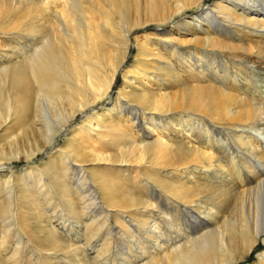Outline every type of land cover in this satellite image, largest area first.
<instances>
[{"label":"bare ground","instance_id":"bare-ground-1","mask_svg":"<svg viewBox=\"0 0 264 264\" xmlns=\"http://www.w3.org/2000/svg\"><path fill=\"white\" fill-rule=\"evenodd\" d=\"M33 1L0 0L14 41L13 13L52 17L5 41L0 166L51 155L0 173V264L25 251L27 264H247L264 245L263 83L249 69L264 65V0ZM127 171L154 189L125 185ZM103 229L92 256L81 240Z\"/></svg>","mask_w":264,"mask_h":264},{"label":"rangeland","instance_id":"rangeland-1","mask_svg":"<svg viewBox=\"0 0 264 264\" xmlns=\"http://www.w3.org/2000/svg\"><path fill=\"white\" fill-rule=\"evenodd\" d=\"M35 4L37 3V0H34L33 1ZM213 2V0H207L206 1V3L207 4H211ZM49 10L51 11V12H53L54 10H56V7L54 6V5H50V8H49ZM193 12H197V10H191L190 11V13H193ZM14 15H16V16H14V18H15V20H14V22H17L16 24H15V26H14V33H18V31H23V34L22 35H20L19 37H18V39L17 40H13L12 39V36L11 35H9V34H2V33H0V56H1V54H7V56H11L12 58H15L16 57V55H14V49H12V48H8V46H6L5 44L6 43H8V44H11V45H13L14 47H15V49H16V46H18V42H19V39H20V37H22V36H24L25 35V38H23V41H21L22 43H24V41H25V39H26V37H29L30 35L27 33V31H28V29L29 28H32V27H35L36 25H38V24H40V23H44V24H47V25H50V23H51V21H52V17H44L43 18V16L41 15L40 17H38L37 18V16H36V14H35V9H33L32 7H30V9L26 12V13H24V14H22V13H19V14H17V13H13ZM188 14L187 13H184L180 18H177V19H181V18H184L185 16H187ZM176 20V19H175ZM177 21V20H176ZM176 21H174V22H176ZM170 25H172V24H170ZM170 25H167V26H170ZM167 26H164V27H167ZM164 27L163 26H156V25H154L153 26V29H155V28H158V29H164ZM150 29H152V26H149V27H147V28H144V29H142L141 31H145V30H150ZM28 39V38H27ZM26 39V40H27ZM5 41H7L6 43H5ZM136 50V48H135V45H133V47H131V53H132V61L130 62L129 61V64L130 63H132L133 61H134V54H135V51ZM0 63H2V59H0ZM3 63H5V61H3ZM257 63H259V61H257ZM249 69L250 70H252V71H254V72H256V73H258V75L259 76H257V78H256V80H260L261 81V83H263V84H261V86H259V88H258V90H257V94L259 95V97H260V99H261V102L262 103H264V65L262 66H259V69L258 68H254L253 66H250L249 67ZM258 69V70H257ZM123 80H124V77H123V75H119L118 76V78H117V81H116V83H115V86H114V88L112 89L113 91H112V93H111V95L110 96H108L106 99H104L102 102H100L96 107L94 106V107H92L91 109H90V111H88V112H86V113H84V115L83 114H80L79 113V116H78V118H77V120L73 123V125L74 126H72V127H74V128H76V126H77V123L78 122H80L81 120H85V118H87L88 116H90V114L91 113H96L97 112V110H101V108L105 105L106 106V104H108L109 102H110V100L112 99V97H113V95H114V92H116V91H118L119 90V88H120V86H121V84L123 83ZM71 127V128H72ZM72 132V131H71ZM71 132H69L68 134H65L64 135V137H63V139H62V142H65L66 140H67V138H68V136L70 135V133ZM50 151H47V152H45V153H42V155L39 157V159H37V160H35V161H32V163L31 162H27L26 164L24 163V160H20L19 162H16L15 163V165H11V164H8V165H5V166H0V173H2V175H4V174H6V173H10L12 170H18V171H21V170H23L24 168H26L27 166H29V164H35V163H37V164H40L41 165V163L43 162V161H45V160H48V158L50 157ZM34 162V163H33ZM135 174V173H134ZM123 175V176H122ZM4 176H6V175H4ZM9 175H7V177H8ZM7 177H2V179H7ZM120 178H121V180L124 182V184L125 185H128V186H132L137 192H139V193H141V194H143V195H147V193H149V190H151V189H154V185L155 184H151L152 182L151 181H149V182H147V181H145V177L144 176H138L136 179H133V176L131 175V173H129V171H127L126 173H124V174H121L120 176H119ZM123 177L124 178H126V179H123ZM131 181H129V180ZM142 179H143V181H142ZM125 180V181H124ZM138 180V181H137ZM201 180H203V179H201ZM135 181V182H134ZM142 181V182H141ZM134 182V183H133ZM144 182H145V184H146V188L147 189H145V187L144 186H142L143 184H144ZM3 183V184H2ZM1 183V185H0V195H1V193H2V190L5 188V190H6V187L5 186H3L4 184H5V182H2ZM128 183V184H127ZM132 183V184H131ZM139 183V184H138ZM143 183V184H142ZM137 186V187H136ZM152 186V187H151ZM57 201V202H56ZM45 204H46V202H44ZM59 200L58 199H55L54 200V202H53V204H51L50 206L48 205V208L50 209L51 208V211H50V214H54V215H56V213L55 212H53L52 211V209H54V208H56V205L58 206L59 204ZM56 204V205H55ZM54 205V206H53ZM46 209V208H45ZM57 215H59V217L57 216V218H55L54 220H53V222H54V224L55 225H57V229L59 228V231L60 232H62L63 231V233L64 234H66V235H70V236H74L75 237V229L74 228H72V220H73V218L71 217V215H68V214H66V213H64V211H61V213H60V210H59V213L57 214ZM65 216V217H67L68 218V220H67V222L65 221L64 223L62 222V221H60L59 220V218L61 217V216ZM90 216H86V217H84V219H86V220H84V221H87V219L89 218ZM71 218V219H70ZM132 218L134 219V220H131L130 219V224L133 226V227H135V228H137L138 229V231H140V229L138 228V223H136L135 222V218L132 216ZM70 219V220H69ZM82 219H83V217H82ZM127 220H128V218H127ZM112 221V220H111ZM133 221V222H132ZM111 223V226H112V222H110ZM134 224H135V226H134ZM110 226V227H111ZM112 231H114V228L112 229ZM111 231V246H110V249L113 247V249H112V251H114L115 250V248H117L119 245H118V242H119V233H118V231L117 230H115V232H112ZM101 232V233H100ZM99 233V234H98ZM97 234H95L91 239H89V241L87 240H85V239H82L81 241H82V243H84L83 245H85V249L87 250V253H90L92 256L93 255H95L96 254V252H95V250L97 251L100 247H101V244L103 243V238L105 237V235H106V233H107V230H101V231H99ZM117 233V234H116ZM91 240V241H90ZM115 240V241H114ZM127 240V239H126ZM114 241V242H113ZM87 242V243H86ZM90 242V243H89ZM115 243V244H114ZM116 243H117V245H116ZM91 244H92V246H91ZM95 245V246H94ZM116 245V246H115ZM93 247H95V250H94V248ZM264 248V245H263V243H262V245H260L254 252H253V254H252V256L251 257H249L248 259H247V261H246V263L247 264H250V263H252L253 261H254V259L256 258V255L260 252V251H262V249ZM5 251V252H4ZM8 252H9V249L7 248L6 250H3L2 251V256H4V257H7V254H8ZM7 253V254H6ZM23 258H21V262H20V264H27L28 263V257H27V255H28V252H24L23 253Z\"/></svg>","mask_w":264,"mask_h":264}]
</instances>
